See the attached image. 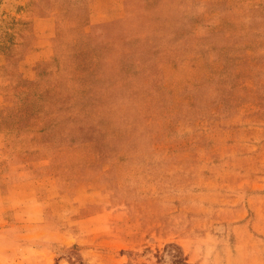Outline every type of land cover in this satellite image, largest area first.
<instances>
[{
    "label": "rangeland",
    "instance_id": "rangeland-1",
    "mask_svg": "<svg viewBox=\"0 0 264 264\" xmlns=\"http://www.w3.org/2000/svg\"><path fill=\"white\" fill-rule=\"evenodd\" d=\"M23 1L0 0L10 55ZM125 9L134 31L104 60L65 16L33 80L0 68V264H264V0ZM84 189L111 213L69 243L54 226Z\"/></svg>",
    "mask_w": 264,
    "mask_h": 264
},
{
    "label": "crops",
    "instance_id": "crops-1",
    "mask_svg": "<svg viewBox=\"0 0 264 264\" xmlns=\"http://www.w3.org/2000/svg\"><path fill=\"white\" fill-rule=\"evenodd\" d=\"M72 1L77 3H71ZM126 1L25 0L21 2V13L18 14V17H21L23 21L28 19V22L18 32L16 43L11 47V55L8 52L0 51V68L4 67L9 60L19 57L15 60L22 61L24 66L22 70L27 72L24 77L33 79V66L40 61L54 58L56 39L59 33V18L65 16H69L77 22L79 42H92L93 46L98 48L96 60H104L114 48L111 40L122 38L123 34L129 30L134 31V19L137 15H126ZM29 182L30 180H22L15 184L22 186ZM46 200L43 199L40 202L44 204ZM73 204L76 207L74 217L70 215L62 220H74L72 222L74 227L69 226L67 221H62L56 223L54 228L56 232L69 233L70 235L67 234L64 238L69 243H82L85 241L86 235L99 232L101 226H105L106 217L111 213L108 207L109 199L102 190L84 189L73 197ZM45 208L46 204L41 208L42 217L40 219H21L20 223L44 222ZM26 215L28 214L26 213ZM16 223L8 224L12 226Z\"/></svg>",
    "mask_w": 264,
    "mask_h": 264
},
{
    "label": "trees",
    "instance_id": "trees-1",
    "mask_svg": "<svg viewBox=\"0 0 264 264\" xmlns=\"http://www.w3.org/2000/svg\"><path fill=\"white\" fill-rule=\"evenodd\" d=\"M10 41H13V40H10ZM13 55H15V54H13ZM15 59H19V57H15ZM9 60V62L6 64V66L9 64V65H12V63L13 64H15V62L16 61H19V60ZM14 61V62H13ZM40 62H42V61H40ZM39 63V62H38ZM37 63V64H38ZM37 64L35 65V66H33V69L35 70V67L37 66ZM33 70V71H34ZM34 78H35V76H34ZM33 78V79H34ZM33 79H29V80H33ZM84 79H86V78H84ZM82 80H83V78H78L77 80H74V81H77L78 82V84L81 86V88L78 90V91H80L81 92V94H82V92H83V85H84V83L82 82ZM56 89V86H53L52 88H49V89H47V91L48 92H54V90ZM57 94H58V96L59 97H61L62 99H56L55 100V102H53L52 104H50V105H48V102H47V105L49 106V107H52L53 105L56 107V108H58V106H60V107H64L65 105H66V102L67 101H69V100H71L72 98H74L75 97V94H70V93H68V94H65V93H63L62 91L61 92H57ZM47 107V106H46ZM32 116V115H31ZM37 118H39L38 116L36 117V119ZM33 119H34V117H33ZM20 121H22V119L20 120Z\"/></svg>",
    "mask_w": 264,
    "mask_h": 264
}]
</instances>
